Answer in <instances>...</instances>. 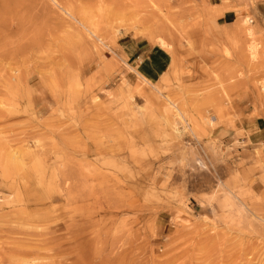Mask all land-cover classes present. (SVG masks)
<instances>
[{
	"label": "rangeland",
	"instance_id": "rangeland-1",
	"mask_svg": "<svg viewBox=\"0 0 264 264\" xmlns=\"http://www.w3.org/2000/svg\"><path fill=\"white\" fill-rule=\"evenodd\" d=\"M0 264H264V0H0Z\"/></svg>",
	"mask_w": 264,
	"mask_h": 264
}]
</instances>
